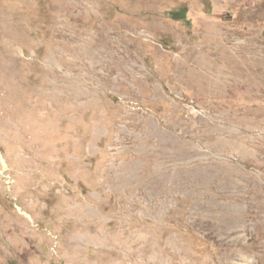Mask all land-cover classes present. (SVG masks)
I'll return each mask as SVG.
<instances>
[{
    "label": "rangeland",
    "instance_id": "374dc122",
    "mask_svg": "<svg viewBox=\"0 0 264 264\" xmlns=\"http://www.w3.org/2000/svg\"><path fill=\"white\" fill-rule=\"evenodd\" d=\"M0 264H264V0H0Z\"/></svg>",
    "mask_w": 264,
    "mask_h": 264
}]
</instances>
